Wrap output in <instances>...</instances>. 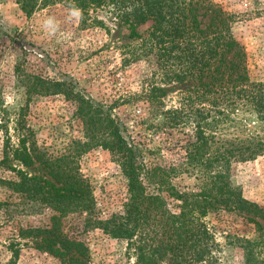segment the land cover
Instances as JSON below:
<instances>
[{"label":"rangeland","instance_id":"obj_1","mask_svg":"<svg viewBox=\"0 0 264 264\" xmlns=\"http://www.w3.org/2000/svg\"><path fill=\"white\" fill-rule=\"evenodd\" d=\"M213 2L232 17L231 30L246 52L250 80L264 82V0ZM73 10L80 15L73 16ZM86 11L61 1L27 15L15 0H0V264H60L37 249L39 237L21 235L28 228L51 226L53 217L58 218L55 222L64 236L84 243L89 264H137L128 240L114 238L93 221L105 222L122 214L127 197L126 180L107 149L91 146L76 157L79 174L89 182L95 200L91 223L84 213L56 214L1 183L24 175L50 180L36 159L28 166L15 159L12 149L19 147L20 140L32 156L43 152L51 157L68 154L74 144L86 142L77 98L53 93L47 82L65 83L67 92L91 100L115 118L123 136L142 150L146 165L176 166L185 156L192 126L188 121L176 128L166 127L163 112L189 96L191 83L165 82L154 55L144 56L142 40L151 22L139 25L140 39H132L110 7ZM49 19L52 26L46 27ZM37 79L49 88L46 94H41ZM150 86L162 90L158 108H149L145 102ZM242 116L246 129L239 125L224 133L263 134L254 115ZM229 176L246 200L264 207V156L233 163ZM172 183L184 191L195 190L198 182L183 174ZM164 197L168 210L178 213V202ZM203 220L216 244L209 264H244L241 242L255 238L258 228L234 212H209ZM257 221L264 233V222ZM155 264L172 263L166 255Z\"/></svg>","mask_w":264,"mask_h":264},{"label":"trees","instance_id":"obj_2","mask_svg":"<svg viewBox=\"0 0 264 264\" xmlns=\"http://www.w3.org/2000/svg\"><path fill=\"white\" fill-rule=\"evenodd\" d=\"M15 1L27 15L61 1L80 6L84 13L91 7H110L132 39H140L136 32L139 25L151 22L142 40L144 56L154 55L165 82L191 83L189 96L163 112L165 126L176 128L189 121L193 130L180 164L146 165L142 150L123 136L115 118L91 100L67 92L65 83L47 82L53 93L77 98L86 142L74 144L75 149L68 154L51 157L36 150L37 156H32L20 140L19 147L12 149L15 159L25 166L36 159L50 180L24 175L17 181H2V185L56 214L84 213L91 223L95 200L89 182L79 174L76 157L91 146H99L119 165L127 197L122 214L105 222L93 221L114 238L128 240L137 264H155L166 255L172 264H209L216 244L203 218L209 212L222 211L240 214L258 228L256 237L242 240L241 247L244 264H264V233L257 221L264 222V207L246 200L229 176L233 163L264 156V132L244 136L224 133L239 125L246 129L244 113L254 115L264 130V82L251 81L248 76L246 52L233 36L231 15L213 0ZM37 82L41 94H46L49 88L45 82ZM161 91L155 86L148 88L144 99L149 108L162 104ZM183 174L198 182L195 190L175 187L172 180ZM164 194L178 202V213L168 210ZM52 220L47 228H28L21 235L39 237L37 249L54 256L60 264H89L84 243L64 236L55 222L58 218Z\"/></svg>","mask_w":264,"mask_h":264},{"label":"clouds","instance_id":"obj_3","mask_svg":"<svg viewBox=\"0 0 264 264\" xmlns=\"http://www.w3.org/2000/svg\"><path fill=\"white\" fill-rule=\"evenodd\" d=\"M73 16H79L80 15V12L79 10H73L72 13H71ZM45 26L46 27H51L52 26V21L49 19L45 22Z\"/></svg>","mask_w":264,"mask_h":264}]
</instances>
